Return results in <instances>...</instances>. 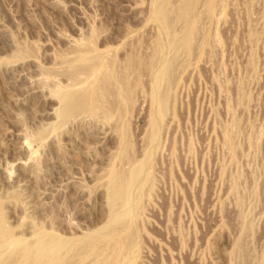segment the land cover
Segmentation results:
<instances>
[{"label": "rangeland", "instance_id": "374dc122", "mask_svg": "<svg viewBox=\"0 0 264 264\" xmlns=\"http://www.w3.org/2000/svg\"><path fill=\"white\" fill-rule=\"evenodd\" d=\"M22 259L264 264V0H0V264Z\"/></svg>", "mask_w": 264, "mask_h": 264}, {"label": "bare ground", "instance_id": "6f19581e", "mask_svg": "<svg viewBox=\"0 0 264 264\" xmlns=\"http://www.w3.org/2000/svg\"><path fill=\"white\" fill-rule=\"evenodd\" d=\"M160 4V3H159ZM165 4V3H164ZM164 4L161 2V4H160V6L156 9V12H155V15H156V17L157 18H159V19H161V20H163L165 23H167L168 22V20H167V15H166V12H165V8H164ZM168 12V11H167ZM194 19H195V17H194ZM194 23H195V20L192 22L191 21V24H190V26H189V28L187 27L186 29L187 30H185L186 32H185V36H184V39H182L184 42H186V43H188L189 41H190V33H192L190 30L191 29H193V26H194ZM169 24V23H168ZM168 24H166V27H169V26H167ZM177 44H179L180 45V43L178 42ZM175 45V44H174ZM81 52V51H80ZM85 53V52H84ZM81 54V53H80ZM78 55V54H77ZM74 56V55H73ZM79 57H77V59H79L80 60V63H81V61H83V60H85L86 59V61H87V57L85 58V56L83 55V53H82V55H78ZM91 57V56H90ZM90 57H88V58H90ZM93 57V56H92ZM91 57V58H92ZM90 58V59H91ZM94 59H95V57H94ZM76 60V59H75ZM92 60V59H91ZM96 61L98 60V57L95 59ZM94 60V61H95ZM85 61V62H86ZM93 61V60H92ZM92 61H90L91 63V65L93 66V62ZM95 61V62H96ZM100 61V60H99ZM98 61V62H99ZM88 62H89V60H88ZM84 63V62H83ZM82 63V64H83ZM81 64V65H82ZM87 64V63H86ZM96 64V63H95ZM84 66H85V63L83 64ZM83 66V69L86 71V69H85V67ZM91 66V67H92ZM82 67V66H81ZM80 67V68H81ZM83 69H81V71L80 72H83L84 70ZM80 70V69H79ZM83 70V71H82ZM79 72V71H78ZM77 73V72H76ZM85 73V72H84ZM87 74V73H86ZM72 75V74H71ZM73 76H74V74H73ZM82 76V75H81ZM74 78V77H73ZM74 80V79H73ZM123 86V85H122ZM97 89V87L95 88V90ZM123 90H124V88H123ZM81 92V91H80ZM76 93L75 95H74V97L73 96H71V95H73V93H71V94H66L65 96H64V98H63V101H67L68 102V100H70V101H72V103L70 104V105H68V106H66L65 105V107H63V111H61V114L63 115H65V114H68V113H70L72 110H74V109H76L77 107V104L81 101V99L83 98V96H81L82 94L81 93ZM83 92V91H82ZM94 92V91H93ZM96 93H97V90L95 91ZM81 94V95H80ZM100 94V93H99ZM158 97V96H157ZM162 98V97H161ZM160 101V100H159ZM159 101H157V102H159ZM82 102V101H81ZM68 104H69V102H68ZM164 104V103H163ZM163 106V105H162ZM78 109H80V107H78ZM77 109V110H78ZM76 111V110H75ZM75 111H72V112H75ZM126 142V141H125ZM136 168V167H135ZM135 168H133L134 170H136L135 172H134V170L132 171V173H128V176L130 175V176H135L136 175V173L138 172V170H137V168L135 169ZM140 171V170H139ZM112 172V171H111ZM131 172V171H130ZM139 173V172H138ZM116 174V173H115ZM119 174V173H118ZM132 174V175H131ZM110 177V176H109ZM112 177V178H111ZM110 178H111V180H110V182H109V194H110V196H111V204H113V205H116L117 204V202H119V203H121V202H123L127 197H128V191H129V189H128V181L126 180V182L123 180V185H118V182L120 183L121 181H119L120 180V177H119V179H118V177L115 175V176H111ZM126 179H129V177H127ZM122 180V179H121ZM150 181V180H149ZM121 183V184H122ZM131 186V185H130ZM130 188V187H129ZM129 198V197H128ZM127 201H128V199H127ZM135 201H136V199H135ZM126 202V201H125ZM116 203V204H115ZM112 205V206H113ZM120 205V204H119ZM43 238V237H42ZM49 239L51 238L52 239V237H48ZM47 238V239H48ZM46 239V240H47ZM45 240V237L43 238V239H41V238H39V240H38V242H40L39 243V250H40V252L38 253V254H36L35 255V257H34V260H36V261H38L39 263H40V261H41V257H42V255L44 254V252L46 251V249L48 248V244H46L45 242H47ZM54 240V239H53ZM43 253V254H42ZM30 262V261H29ZM29 262H28V264H29ZM42 262H44V261H42ZM16 264H25V261H23V259L22 260H20V261H18V262H16Z\"/></svg>", "mask_w": 264, "mask_h": 264}]
</instances>
